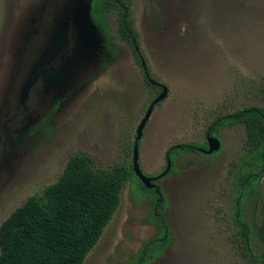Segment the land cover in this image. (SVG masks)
Listing matches in <instances>:
<instances>
[{
  "label": "rangeland",
  "instance_id": "374dc122",
  "mask_svg": "<svg viewBox=\"0 0 264 264\" xmlns=\"http://www.w3.org/2000/svg\"><path fill=\"white\" fill-rule=\"evenodd\" d=\"M129 1L150 76L169 91L139 144L142 171L157 177L171 147L206 144L220 116L264 108V0ZM90 3L0 0V226L57 182L73 153L89 154L97 170L133 165L138 126L161 89L148 84L133 46L121 38L117 11L109 29L118 56L106 51ZM68 50L73 56L60 73L38 74ZM219 136L220 152L181 154L174 172L159 180L175 242L148 264H253L235 222L237 174L249 170L241 161L253 144L242 124ZM140 181L126 183L85 264H127L158 235L154 201ZM257 187L260 195L245 201L242 217L261 254L264 175Z\"/></svg>",
  "mask_w": 264,
  "mask_h": 264
},
{
  "label": "trees",
  "instance_id": "16d2710c",
  "mask_svg": "<svg viewBox=\"0 0 264 264\" xmlns=\"http://www.w3.org/2000/svg\"><path fill=\"white\" fill-rule=\"evenodd\" d=\"M130 8L129 0H92L91 17L104 37L106 50L117 57L118 48L109 29V14L119 12V34L131 43L140 61L143 56L138 51V34L133 28ZM239 124L247 128L253 147L241 161L249 170H240L237 174L239 195L235 222L251 262L264 264V252L255 253L251 228L242 217L245 201L260 195L257 184L264 175V108H244L220 116L207 134L219 139L221 129ZM40 127L48 129L49 119ZM201 148L208 149V145L178 144L171 147L166 156L174 164L178 155L195 154ZM136 176L133 165L121 163L112 170H97L89 154H71L58 181L47 186L42 196L29 197L1 224L0 264H85L118 210L123 188L128 181L138 178ZM140 183V189L153 198L152 222L158 228V235L145 243L137 257L127 264H148L150 259L160 258L175 242L164 190L160 186L147 189Z\"/></svg>",
  "mask_w": 264,
  "mask_h": 264
},
{
  "label": "water",
  "instance_id": "95a60500",
  "mask_svg": "<svg viewBox=\"0 0 264 264\" xmlns=\"http://www.w3.org/2000/svg\"><path fill=\"white\" fill-rule=\"evenodd\" d=\"M91 3H92V0H91ZM91 3H90L89 16L91 19V23L94 24L92 21V17H91ZM75 12H76V10H74V12L71 14V16H72L71 21L72 22L74 21V13ZM73 53H74V51L72 50V51H70L64 55L62 54L63 56L61 55V57L63 59V63L58 69H54V68L45 69V67L50 64V62H48L46 64V66H43V68L41 69V71L38 74H41V72H47L48 74L60 73L63 70V68L67 65L69 58H71L73 56ZM143 66H144L145 70H147V66H146V63L144 61H143ZM149 82L155 86H160L162 88V91L159 94V96L151 103L146 115L144 116L143 120L141 121L140 125L138 126V129L136 132L134 151H133V171L135 172V174L138 176V178L141 180V182L144 184V186L147 189H153L156 186L155 184H153V181H158L160 178L164 177L165 175H167L170 172L171 162H169L167 170L163 174H161L160 176L155 177V178L146 176L144 174V172L142 171V168L140 165L139 144L142 140L146 125H147L148 121L150 120L155 108L157 107L158 104H160L161 102H163L167 98L169 91L165 85L159 84L156 81L152 80L151 78L149 79ZM208 146H209V148L207 150H203V152H205L206 154H213L214 152H217L221 148V141L215 137L209 136L208 137Z\"/></svg>",
  "mask_w": 264,
  "mask_h": 264
},
{
  "label": "flooded vegetation",
  "instance_id": "af4514ba",
  "mask_svg": "<svg viewBox=\"0 0 264 264\" xmlns=\"http://www.w3.org/2000/svg\"><path fill=\"white\" fill-rule=\"evenodd\" d=\"M107 51V50H106ZM138 51H141L140 50V47H138ZM68 52H70L69 50L68 51H65L64 53H63V55L64 54H66V53H68ZM108 52V51H107ZM110 55H111V53L110 52H108ZM62 55V56H63ZM111 57L112 58H115V57H113L112 55H111ZM143 61L145 62V60H144V58L143 59H140V64H141V66H142V68H143V70H144V74H145V77H146V80H147V82H148V84H150V85H152V86H155V85H153V84H151L150 82H149V79L151 78L152 79V77L150 76V72H149V70H148V67H147V70H145V68H144V66H143ZM62 63H63V59H62V57L60 56V58L57 60H54L51 64H49L48 65V69H51V68H54V69H58L61 65H62ZM146 63V62H145ZM146 66H147V64H146ZM155 87H157V88H160L161 89V91H162V88L160 87V86H155ZM159 105V104H158ZM157 105V106H158ZM43 123V122H42ZM208 135V134H207ZM208 137H209V135L207 136V142H206V144L208 145ZM134 145H135V143H134ZM208 148H209V146H208ZM203 150H207V149H204V148H201V149H199V151H198V153H205V152H203ZM217 152H220V151H217ZM215 153V152H214ZM213 153V154H214ZM206 154V153H205ZM181 155V154H180ZM179 156V155H178ZM178 158V157H177ZM177 158H176V160H175V162L177 161ZM166 162H167V164H166V166H165V169H164V171H162L163 173L167 170V168H168V164H169V162H171V170H170V172L168 173V174H170V173H173V165L175 164V162H174V164L172 163V161L171 160H169V159H167V156H166ZM162 173V174H163ZM167 174V175H168ZM167 175H165L164 177H166ZM158 177V176H157ZM164 177H162V178H164ZM153 178H155V177H153ZM162 178H160V179H162ZM159 179V180H160ZM159 180L158 181H153V184H155L156 186H155V188H153V189H156L157 188V186H159V184H158V182H159ZM161 187V186H160ZM162 188V187H161ZM169 202V201H168ZM155 205V204H154Z\"/></svg>",
  "mask_w": 264,
  "mask_h": 264
}]
</instances>
